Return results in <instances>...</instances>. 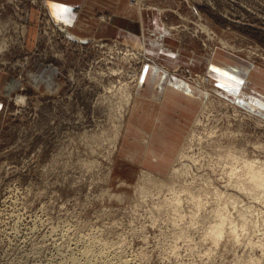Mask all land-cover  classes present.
Instances as JSON below:
<instances>
[{
	"label": "rangeland",
	"instance_id": "rangeland-1",
	"mask_svg": "<svg viewBox=\"0 0 264 264\" xmlns=\"http://www.w3.org/2000/svg\"><path fill=\"white\" fill-rule=\"evenodd\" d=\"M118 1L126 2L143 28L159 33L146 38L147 50L122 34L95 35L96 23L114 26L116 21L105 3V8L92 10L93 16L86 15V9L74 11L82 15L76 22L86 31L80 32L56 18L48 0H0V264L77 260L97 264L103 259L116 263L123 257L120 264H249L252 259L264 264V199L234 186L227 177L230 167L217 163L219 148L226 147L264 161L263 84L248 67L225 55L264 69V0ZM165 37L171 47L185 53L164 58L159 46ZM193 52L199 55L196 65ZM214 53L218 62L213 65ZM160 62L199 95L181 148L191 143V133L196 132L191 158L181 162L180 151L162 175L151 172L157 166L146 170L128 163L119 150L145 70ZM130 81L136 84L131 88L134 96L128 109L120 112L118 104L129 93L122 84ZM250 82L254 86L249 88ZM198 119L202 121L196 125ZM177 164L187 171L183 178L197 184L196 190L227 192L222 201L228 202L239 228V212L245 213V235L236 241L226 224L215 245L209 227L218 219L210 209L191 206L186 195L181 205L184 217L176 218L174 208L164 203L169 191L160 189L147 174L169 181ZM210 196L206 200L212 208L217 203ZM69 237L74 244L66 240ZM114 242L117 246H111ZM128 257L130 262L122 263Z\"/></svg>",
	"mask_w": 264,
	"mask_h": 264
},
{
	"label": "crops",
	"instance_id": "crops-1",
	"mask_svg": "<svg viewBox=\"0 0 264 264\" xmlns=\"http://www.w3.org/2000/svg\"><path fill=\"white\" fill-rule=\"evenodd\" d=\"M48 1L50 7L51 5H58L60 8L69 9V11L62 13L51 7L53 15L62 20V22L68 23L70 29L75 31L85 32L86 29L78 26L76 20L82 15L77 16L74 11L86 9L87 12L85 14L93 16L92 10L99 6H101L100 8H105L103 6L105 3L109 8H112L111 14L115 16L116 21L114 20V26H102L100 23H96L97 27L93 32L97 37L99 35L114 37L122 34L124 37L127 36L128 39L133 38L134 40L129 41L137 47L147 50L146 38L154 39V36H151V32L156 33L155 30L143 28V24L139 23V19H133V13L129 12L126 2L122 5L121 1L118 0H107V2L104 0ZM120 5L124 9L122 8L123 10L119 14ZM87 33L89 35L93 34L92 31ZM156 34L157 36L159 35V33ZM161 44L159 52L166 59H168L170 53L177 54L178 57L185 53L181 50L182 48L176 50L171 47L166 37ZM225 55L226 58L228 57L241 63L243 67H248L249 73H254L256 75L255 79L262 82L264 88V69L254 67L250 62L245 63L227 53ZM191 58L195 65L198 64L195 61V59H199L198 54L193 52ZM210 60L211 64H216L218 62L217 53H214ZM156 66H148L145 70L144 83L139 87V93L132 105L133 108L127 119L125 137L122 139L119 150L128 163L144 168L157 166L152 169L153 171L151 168L149 169L151 172L162 175V172L169 171V165L175 162L184 144L193 121L192 119L196 115L195 102H198L199 95L198 90L189 82L187 83L185 79L177 75H171L170 73L172 72L168 66H163L162 63ZM250 83L249 88L254 86V84Z\"/></svg>",
	"mask_w": 264,
	"mask_h": 264
},
{
	"label": "bare ground",
	"instance_id": "bare-ground-1",
	"mask_svg": "<svg viewBox=\"0 0 264 264\" xmlns=\"http://www.w3.org/2000/svg\"><path fill=\"white\" fill-rule=\"evenodd\" d=\"M35 2V1H34ZM29 3V2H28ZM26 4V3H25ZM45 4V3H44ZM2 5H3V3H2ZM14 6V5H13ZM38 6H39V4H38ZM28 8H29V6H27ZM33 7V6H32ZM44 8V7H43ZM22 11V10H21ZM29 11V10H28ZM27 11V12H28ZM29 13V12H28ZM57 24V23H56ZM62 26V25H61ZM205 26V25H204ZM59 29V28H58ZM67 31V30H66ZM204 31H206V32H208V30H207V28H205L204 29ZM210 33V32H209ZM211 35V34H210ZM154 37L156 36V35H153ZM66 40V39H65ZM53 41H55V40H53ZM59 41V40H58ZM62 42V41H61ZM69 42V41H68ZM67 42V43H68ZM113 42V41H112ZM6 43V42H5ZM72 43V42H71ZM116 44V43H115ZM0 46H1V44H0ZM58 46V45H57ZM125 46V45H124ZM67 47V46H66ZM69 47V46H68ZM67 47V48H68ZM71 47H72V45H71ZM130 47V46H129ZM58 48V47H57ZM113 48V47H112ZM130 49V48H129ZM133 49V48H132ZM104 50V49H103ZM248 50V49H247ZM144 53V52H143ZM135 56H137L136 54H134ZM107 58V57H106ZM144 58V57H143ZM113 61V60H112ZM148 62V61H147ZM141 66V65H140ZM144 69V68H143ZM140 71V70H139ZM137 72V71H136ZM140 73V72H139ZM206 74V73H205ZM119 75H121V73L119 74ZM140 78L138 77L137 78V80H136V82L139 80ZM200 79H203V78H200ZM200 84H202V82L200 81L199 82ZM210 83V82H209ZM200 84H198L199 86H200ZM133 81H130V83H124V84H122V87L123 88H121L122 90H124L125 92H129V93H125V95L123 96V99H122V101L121 102H119V104H118V106L119 107H121L120 108V112H122V110H124V111H126L127 109H128V105H130L131 104V101H132V99H133V96H134V94H133V90L131 89L132 87L134 88L135 86H136V84H134L133 86ZM120 88L118 89V90H121ZM203 92V91H202ZM21 100H25V98L23 97V96H18ZM234 111V110H233ZM237 117V116H236ZM201 121L202 120H196V125H199V124H201ZM195 125V126H196ZM210 131V130H209ZM213 132V131H212ZM198 133V132H197ZM209 133V132H208ZM237 133V132H236ZM240 134V133H239ZM197 134H196V132H194V131H192V133H191V136H190V142L192 143V141H193V138L196 136ZM200 136V135H199ZM205 136V135H204ZM203 136V137H204ZM209 136H211V135H209ZM239 136V135H238ZM247 136V135H246ZM116 138H114V140H113V143H114V145H116L117 144V142L119 141L118 139H119V136L117 135V136H115ZM202 137V138H203ZM208 136H206L205 138H207ZM222 137V136H221ZM230 137V136H229ZM244 137V136H243ZM199 138V137H198ZM222 139V138H221ZM208 140V139H207ZM218 140H220V139H218ZM250 140V139H249ZM201 141H203V140H201ZM216 141V140H215ZM224 141H225V139H224ZM249 142V141H248ZM254 142V141H253ZM256 142V141H255ZM191 143H189L186 147H184L183 148V150L181 151V153L179 154V157H178V159H180V161H181V159L183 160V159H185V158H188L189 160H190V155H189V151H190V147H191ZM217 143H218V141H217ZM225 143V142H224ZM253 144V143H252ZM219 146V145H218ZM234 146V145H233ZM258 146V145H257ZM216 147V146H215ZM221 147V146H220ZM256 147V146H255ZM254 147V148H255ZM262 147V146H261ZM218 148V147H217ZM201 149H202V147H201ZM220 149V151L218 152L219 154H218V162L217 163H221L222 164V168L223 167H227V166H229L230 167V170H229V172H228V176L227 177H229V181H232V183L234 184V186H236L238 189H240V190H242V191H245L249 196L250 195H252V196H254L255 198H257V200H258V198L259 197H261V198H263L264 199V161H261V160H259V159H255L253 156V158L251 157V156H248V154H247V152L245 151V150H239V148L237 149V148H230V147H226V148H224V149H221V148H219ZM252 150V149H251ZM192 152V151H191ZM253 152V151H252ZM193 153H194V151H193ZM216 153V152H215ZM209 154V153H208ZM212 154V153H211ZM263 154V153H262ZM216 155V154H215ZM199 156H201V154L199 155ZM204 156V155H203ZM193 158H194V156H193ZM203 158H205V157H203ZM200 159V158H199ZM194 160H195V158H194ZM216 160V159H215ZM193 161V160H192ZM205 161V160H204ZM207 161V160H206ZM182 162V161H181ZM184 162V161H183ZM198 162H200L201 163V161L199 160ZM210 162V161H209ZM192 163H195V162H192ZM184 164V163H183ZM211 164H212V160H211ZM178 165H180V164H177L173 169H172V171H171V173H170V175H169V178L171 179V180H164V179H157V177H155L152 173H148L147 174V177L155 184V185H157L160 189H163V187H165L168 191H169V196H166L165 197V204L166 205H169V206H172V208H174V210H175V216H176V218L178 219H182L183 217H184V215H182V211H181V205H183V202L185 203V201H184V199H183V195H186V200H187V202H190L189 204H191V206H193L194 208H196L197 210H201V209H204L205 208V211H207L208 209H210V211L213 213V216H214V218H217L218 220L215 222V224H213V225H211L210 227H209V234L212 236V238H213V243H215V245H218L219 244V242H220V239L222 238V234L224 233V230H225V225L226 224H228V225H230V229H231V233H232V235H234V237H235V239H236V241L237 240H239V237H240V235L243 233L244 234V229H245V227L247 226V220H246V218H245V213L244 212H239V216L241 217L240 218V220L242 221V224H241V228H239V226L237 225V221H236V219L233 217V215L231 214V212H230V210H229V206H228V202L226 203V201L225 200H223V201H225V203H222L223 201H222V198L224 197V194L225 193H227V192H224V191H220L218 188H214V190L212 191L213 193H211V194H209L210 193V190H209V192H205V191H201L200 189L199 190H196L195 189V187L197 186V184H196V186L195 185H193V182L192 183H189V181H187V180H185L183 177L186 175V173H187V171L186 170H184L183 168H181L180 166H178ZM214 166H215V164H213ZM184 166V165H183ZM213 167V166H212ZM229 169V168H228ZM214 170V169H213ZM223 171H224V169H223ZM218 172V171H217ZM221 172V171H220ZM215 174V173H214ZM219 175H222V174H219ZM226 175V174H225ZM206 176H207V173H206ZM205 176V177H206ZM215 176H216V174H215ZM222 177V176H221ZM224 177V176H223ZM168 178V179H169ZM209 178H210V176H209ZM209 178H208V180H209ZM213 179V178H212ZM219 179V178H218ZM218 179H216V180H218ZM206 180V179H205ZM179 181V183H177ZM207 181V180H206ZM225 181V180H224ZM180 182H182V183H180ZM216 182V181H215ZM205 183H207V182H205ZM211 183V182H210ZM214 183V182H213ZM231 183V182H230ZM195 184V183H194ZM221 186V185H220ZM226 186V185H225ZM233 186V185H232ZM203 187H205V186H203ZM214 187H217V186H215L214 185ZM206 188V187H205ZM204 188V189H205ZM207 188H208V186H207ZM235 188V187H234ZM203 189V188H202ZM209 189H210V187H209ZM206 190V189H205ZM208 195H211L210 197L212 198V199H214V202H216L217 203V205H215V206H213L212 208H210V206H208L209 204H207L208 202H209V200H206L207 198H206V196H208ZM230 195V194H229ZM228 195V196H229ZM233 195V194H232ZM203 196H205V198H203ZM234 197H235V195H233ZM252 196H250V197H252ZM234 197H232V198H234ZM209 198V197H208ZM235 199V198H234ZM262 200V199H261ZM206 201V202H205ZM213 202V201H212ZM262 202V201H261ZM210 203V202H209ZM216 203H214V204H216ZM230 203V202H229ZM213 205V204H212ZM193 215H195V214H193ZM73 225V224H72ZM51 228V227H50ZM56 228V227H55ZM68 228V227H67ZM57 229V228H56ZM69 229V228H68ZM74 229V228H73ZM72 229V230H73ZM102 229V228H101ZM61 230V229H60ZM66 230V229H65ZM64 230V231H65ZM103 230H105V229H102L101 230V232L103 231ZM246 230V229H245ZM67 231V230H66ZM69 231V230H68ZM56 232V231H55ZM55 232H53V233H55ZM61 232V231H60ZM78 232V231H77ZM93 232V231H92ZM99 232V231H98ZM97 232V233H98ZM100 232V233H101ZM52 233V234H53ZM59 233V232H58ZM62 233H64V232H62ZM105 233V232H104ZM103 233V234H104ZM64 234H66V233H64ZM67 234H69V233H67ZM76 234V233H75ZM75 234L73 233V235L75 236ZM78 234V233H77ZM76 234V235H77ZM82 235H83V233H81ZM99 234V233H98ZM106 234V233H105ZM69 235H71V234H69ZM72 235V236H73ZM80 235V234H79ZM91 235H94V233H92ZM97 235V234H96ZM245 235V234H244ZM54 236V235H53ZM58 236H59V234H58ZM57 236V237H58ZM67 236V235H66ZM65 236V237H66ZM71 236V237H72ZM73 236V237H74ZM81 236V235H80ZM80 236L78 237V239L80 238ZM88 236V235H87ZM56 237V238H57ZM68 237V236H67ZM82 237V236H81ZM86 237V236H85ZM90 237V236H89ZM92 237V239L94 238L93 236H91ZM98 237V236H97ZM96 237V238H97ZM100 237H102V236H100ZM55 238V239H56ZM75 238V237H74ZM87 238V237H86ZM99 238V237H98ZM64 239V238H63ZM69 239H71V243H73L72 242V239L73 238H67L66 240H69ZM78 239H77V241H78ZM81 239V238H80ZM83 239V238H82ZM103 239H105V238H103ZM103 239H101L102 241H103ZM61 240V239H60ZM94 240H95V238H94ZM109 240V239H108ZM56 241V240H55ZM65 241V240H64ZM75 241V240H74ZM81 240H79V242H80ZM87 241V240H86ZM90 241V240H89ZM93 240H91V242H92ZM100 241V239H98V241L96 242V244L98 243ZM107 241V240H106ZM105 241V242H106ZM57 242V241H56ZM61 242V241H60ZM60 242H59V245H60ZM66 242H68V241H66ZM65 242V243H66ZM76 242V241H75ZM94 242V241H93ZM104 242V241H103ZM113 242V241H112ZM116 242V241H115ZM115 242L113 243V244H111V246L112 245H114L115 244ZM83 243V242H82ZM81 243V244H82ZM110 243H111V241H110ZM251 243H254L253 241L251 242ZM62 244V243H61ZM74 244V243H73ZM76 244V243H75ZM80 244V243H79ZM93 244H95V243H93ZM99 244H100V242H99ZM103 244H105V243H103ZM109 244V243H108ZM107 244V245H108ZM117 244V243H116ZM115 244V245H116ZM118 244H121V242H119ZM122 244H124L123 243V241H122ZM121 244V245H122ZM63 245V244H62ZM65 245V244H64ZM67 245H68V243H67ZM83 246L85 245L84 243L82 244ZM90 245H92V244H90ZM102 245V244H101ZM101 245H99L100 246V251H101ZM106 245V244H105ZM114 245V246H115ZM39 246H41V245H39ZM39 246H37V247H39ZM56 246V245H55ZM61 246V245H60ZM76 246L77 245H75L74 247H75V249H76ZM87 246H89V245H87ZM113 246V247H114ZM117 246V245H116ZM123 246V245H122ZM122 246H120L119 248H122ZM36 247V248H37ZM59 247V246H58ZM71 247V246H70ZM90 247V246H89ZM89 247H88V251H89ZM95 247V246H94ZM93 247V248H94ZM105 247V246H104ZM104 247H103V249H104ZM125 247H127V245L125 246L124 245V250H125ZM60 248V247H59ZM62 249H63V247H61ZM82 248H84V247H82ZM86 248V247H85ZM107 248V247H106ZM118 248V247H117ZM117 248H116V250L115 251H118L117 250ZM209 248V247H208ZM41 249H43V248H41ZM56 249V248H55ZM58 249V248H57ZM61 249V250H62ZM74 248H71V250H73ZM78 249H80L81 250V248H78ZM87 249V248H86ZM108 249V248H107ZM112 249V248H111ZM114 249V248H113ZM128 249V248H127ZM127 249L125 250L126 251V253H127ZM35 250H37V249H35ZM60 250V249H59ZM69 250H70V248H69ZM68 250V251H69ZM70 250V251H71ZM92 250H95V249H92ZM97 250V249H96ZM122 250V249H121ZM120 250V251H121ZM207 250V249H206ZM209 250V249H208ZM207 250V251H208ZM69 251V252H70ZM76 251V250H75ZM74 251V252H75ZM105 251H109V250H105ZM112 251H114V250H112ZM123 251V250H122ZM129 251V250H128ZM211 251V250H210ZM40 252V251H39ZM56 252H58V251H56ZM77 252V251H76ZM97 252V254L98 253H100V252H98V250L96 251ZM95 252V253H96ZM103 252V251H102ZM38 253V252H37ZM59 253V252H58ZM66 253V252H65ZM81 253V252H80ZM85 253V252H84ZM83 253V254H84ZM89 253H90V251H89ZM108 253V252H107ZM109 253H110V251H109ZM108 253V254H109ZM116 253V252H115ZM118 253V252H117ZM121 253V252H120ZM125 253V252H124ZM130 253V252H129ZM208 253H210V252H208ZM207 253V254H208ZM62 254V253H61ZM67 254V253H66ZM69 254V253H68ZM67 254V255H68ZM78 254V253H77ZM96 254V255H97ZM107 254V255H108ZM131 254V253H130ZM129 254V255H130ZM33 255H35V254H33ZM32 255V256H33ZM57 255H59V254H57ZM71 255H72V252H71ZM84 255H86V254H84ZM90 255H92V254H90ZM94 255V254H93ZM105 255H106V253H105ZM111 255V257L112 256H115V255H112V254H110ZM109 255V256H110ZM118 255V254H117ZM121 255V254H120ZM128 255V254H127ZM54 256H55V254H54ZM60 256V255H59ZM78 256V255H77ZM80 256V255H79ZM100 256V255H99ZM122 256H126V254L125 255H123L122 254ZM254 256V255H253ZM256 256V255H255ZM254 256V257H255ZM61 257V256H60ZM64 257H65V255H64ZM72 257H74V256H72ZM76 257V256H75ZM82 257V256H81ZM85 257H87V256H85ZM84 257V258H85ZM89 257V256H88ZM101 257V256H100ZM99 257V258H100ZM106 257V256H105ZM110 257V258H111ZM132 257H136V256H132ZM53 257H51V259H52ZM79 258V257H78ZM77 258V259H78ZM90 258H91V256H90ZM89 258V259H90ZM119 258H120V256H119ZM138 258H140V257H138ZM252 258V257H251ZM259 258V257H258ZM55 259H58V256H57V258H55ZM54 259V260H55ZM73 259V258H72ZM76 259V260H77ZM80 259V258H79ZM81 259H83V258H81ZM85 259H87V258H85ZM91 259H93V258H91ZM90 259V260H91ZM95 259V258H94ZM113 259V258H112ZM121 259V258H120ZM120 259H119V261L118 262H116L117 264H120L121 262H120ZM123 259H124V257L121 259L122 261H123ZM128 260H124V262H122V263H125V262H130V259H129V257L127 258ZM135 259V258H134ZM50 260V259H49ZM64 260V259H63ZM74 260H75V258H74ZM114 260V259H113ZM143 260V259H142ZM251 260V259H250ZM47 261V260H46ZM58 261H59V259H58ZM65 261H66V259H65ZM67 261H68V258H67ZM66 261V262H67ZM72 261V260H71ZM80 261V260H79ZM78 260L77 261H75L74 262V264H94L95 262L94 261H96V260H94L93 262H91V261H82V262H79ZM115 261V260H114ZM132 261V263L134 262L133 260H131ZM140 261V260H139ZM139 261H137V262H139ZM56 262V261H55ZM101 263V261H99L98 260V263ZM249 262H251L252 264H254V263H256V261H255V259H252V261H249ZM259 262V261H258ZM47 263H48V261H47ZM62 263H64V262H62ZM61 263V264H62ZM68 263V262H67ZM97 263V264H98ZM99 263V264H100ZM115 262H113L112 260H110V259H107V260H102V263L101 264H116ZM140 263V262H139ZM251 263H249V264H251ZM262 263V262H261ZM43 264V263H42ZM46 264V263H45ZM53 264V263H52ZM56 264H58V263H56ZM65 264V263H64ZM127 264V263H126ZM131 264V263H130ZM134 264V263H133ZM136 264V263H135ZM138 264V263H137ZM140 264H142V262L140 263ZM144 264V263H143ZM258 264H260V263H258ZM263 264V263H262Z\"/></svg>",
	"mask_w": 264,
	"mask_h": 264
},
{
	"label": "snow or ice",
	"instance_id": "snow-or-ice-1",
	"mask_svg": "<svg viewBox=\"0 0 264 264\" xmlns=\"http://www.w3.org/2000/svg\"><path fill=\"white\" fill-rule=\"evenodd\" d=\"M51 7L53 9H57L59 12H62V13L69 11V9H67V8H60L58 5H51ZM213 71H217V69H213Z\"/></svg>",
	"mask_w": 264,
	"mask_h": 264
}]
</instances>
